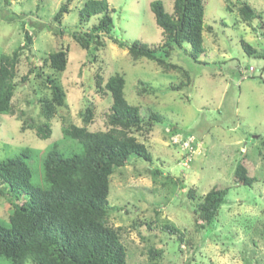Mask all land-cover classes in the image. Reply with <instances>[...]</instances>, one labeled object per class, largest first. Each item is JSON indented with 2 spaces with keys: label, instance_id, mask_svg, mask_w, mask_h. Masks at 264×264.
Wrapping results in <instances>:
<instances>
[{
  "label": "rangeland",
  "instance_id": "rangeland-1",
  "mask_svg": "<svg viewBox=\"0 0 264 264\" xmlns=\"http://www.w3.org/2000/svg\"><path fill=\"white\" fill-rule=\"evenodd\" d=\"M85 1L13 0L6 5L0 0V56H12L22 48L26 33L33 38L30 48L19 49L13 113L0 115V163L31 149L37 156L29 165L36 167V160L55 143L68 156L80 152L81 145L67 138L64 129L82 126V114L92 108L89 130L107 131L111 100L100 88L119 73L126 80L127 101L139 106L143 117L150 109L165 117L149 136H138L153 162L133 158L111 177L109 224L124 228L127 264H264V146L260 142L264 139V57L249 56L243 46L249 43L264 54V0H205L206 52L195 60L186 45L185 50L173 52L171 63L177 68L168 70L146 58L134 60L117 42L160 46L163 33L151 4L160 1L172 13L174 0H107L115 10V27L101 50L94 46L84 50L70 36L59 37L46 28L67 5L69 13L60 26H53L89 29L99 19L81 22L79 11ZM245 3L260 11L262 18L244 20L239 8ZM10 12L21 18L6 19ZM60 50L67 51L68 65L56 72L45 60ZM48 75L65 92V104L50 122L51 137L43 140L36 127L46 122L40 100L52 98L43 83ZM181 84L185 88L176 91ZM173 126L196 139L198 145L190 156L172 144ZM245 156L255 163L257 182L251 188L232 181L237 162ZM217 183L232 187L218 220L204 231L198 228L194 210ZM191 190L194 197L188 195ZM10 213V205L0 196V220L8 221ZM145 223L174 224L185 238L182 242L158 228L148 229ZM152 248L162 253L154 261Z\"/></svg>",
  "mask_w": 264,
  "mask_h": 264
},
{
  "label": "trees",
  "instance_id": "trees-1",
  "mask_svg": "<svg viewBox=\"0 0 264 264\" xmlns=\"http://www.w3.org/2000/svg\"><path fill=\"white\" fill-rule=\"evenodd\" d=\"M4 1L10 5L13 0ZM151 10L162 29L160 46L140 41L130 45L117 42L120 47L129 50L134 60L146 58L168 70L170 67L177 68L171 63L173 52L185 50L186 45L195 60L206 52L205 0H174L172 13L166 12L162 2L155 1ZM66 13H69L68 6H61L46 28L59 37L70 36L84 50H90L92 46L97 50L107 47V39L115 27V10L110 8L107 0L84 2L79 11L81 22L87 23L95 17L99 19L86 30L54 27V24L60 26ZM239 13L247 22L262 18V13L247 3L240 6ZM11 17L12 21L21 18L10 12L6 19ZM26 19L32 21L28 17ZM32 45L33 38L26 33L25 44L19 49L25 50ZM243 46L249 56L264 57L249 43ZM19 49L12 56H0V115L13 113ZM45 62H49L56 72H63L68 65L67 51L53 52ZM40 70L39 78L42 77ZM23 80L26 81L27 77ZM43 83L48 85L52 98L40 100L46 122L36 129L38 136L47 140L52 135L50 122L57 108L65 104V92L50 75ZM101 83L102 77L99 76L98 84ZM185 86L181 84L174 89L178 91ZM125 87L124 76L116 73L103 89L100 88L105 89L111 100L107 131L89 130L92 108L82 114V126L72 125L64 129L67 138L81 145L80 152L68 156L55 143L36 160L39 163L36 167L29 165L33 156H37L31 149L0 163V196L11 210L8 221L0 220V264H127L128 251L121 237L124 228L109 224L111 177L133 158L153 162L148 146L138 136H149L158 124L165 121V117L152 109L148 117H143L140 107L127 101ZM170 134L193 136L181 133L176 126L172 127ZM260 142L264 146V139L261 138ZM254 164L247 156L240 159L232 177L234 184L251 188L257 182ZM231 187L217 183L203 196L194 210L199 229L208 231L218 220ZM188 195L194 197V192L191 190ZM145 225L150 230L158 228L168 236H177L182 242L185 238L183 232L171 223ZM150 254L152 261L162 256L154 248Z\"/></svg>",
  "mask_w": 264,
  "mask_h": 264
},
{
  "label": "built area",
  "instance_id": "built-area-1",
  "mask_svg": "<svg viewBox=\"0 0 264 264\" xmlns=\"http://www.w3.org/2000/svg\"><path fill=\"white\" fill-rule=\"evenodd\" d=\"M250 70L253 71L254 69L250 68ZM171 142L175 146H178L186 151L189 154L188 156L195 152V149L198 145L196 139L193 136H184L182 134L172 136Z\"/></svg>",
  "mask_w": 264,
  "mask_h": 264
}]
</instances>
